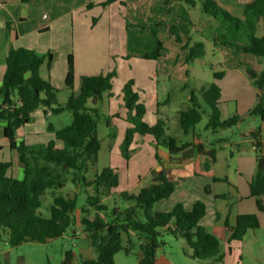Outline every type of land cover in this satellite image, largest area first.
I'll list each match as a JSON object with an SVG mask.
<instances>
[{"label": "trees", "instance_id": "obj_1", "mask_svg": "<svg viewBox=\"0 0 264 264\" xmlns=\"http://www.w3.org/2000/svg\"><path fill=\"white\" fill-rule=\"evenodd\" d=\"M117 1L123 5L121 0H104L100 5L104 7ZM173 1L189 7H194L198 2L202 13L213 18L222 31L214 38L215 44L227 45L256 57L264 56V38L255 36V27L264 15V0H248L243 5V18L233 16L218 7L214 0ZM156 27L157 25L150 29L154 47L142 56L145 60H155L162 56L163 47L158 40ZM169 32L175 43L181 44L175 28L170 27ZM182 48L188 50V62L203 56V45L200 43L189 46L187 42ZM55 60L56 55L51 50L39 55L29 49L12 46L5 57L0 82V121L4 122L1 134L7 141L8 148L17 153L23 166V178L17 179L12 175L9 161H0L1 236L11 247H18L23 243L45 244L65 234L73 224L71 212L75 209V199L54 197L48 207L47 217L38 210L41 208L44 192L61 188L62 174L72 171V182L94 189V195L87 197L89 206L94 208V216L82 218L80 225L90 239L96 256L94 259L79 258L77 264H113L117 253L130 254L134 241L137 242L139 252L137 263L155 264L156 252L164 245L162 238L165 235L182 238L192 259L220 261L219 240L200 225L205 214L203 202L196 201L190 210H186L182 203H177L170 211H157L156 203L172 195L174 182L163 177L161 181L141 188L137 194L129 195L116 192L118 177L113 168H103L100 172H95L91 179L85 176L87 165L95 166L101 149V141L96 135V125L100 118L96 105L102 102L105 94L109 96L113 75L81 76L74 88L73 59L68 55L64 79L68 95L65 102L60 103L59 91L50 84L48 75ZM43 65L46 78L41 76ZM246 73L258 89L264 88V71L255 73L246 69ZM213 76L219 78L221 75L213 73ZM132 85V81H128L118 95L130 113L128 118L132 124V128L125 132V145L137 133L152 137L155 149L162 146L167 148L170 156L178 155L188 145L178 146L175 138L169 136L161 125L150 127L142 122L145 109L138 101V94L133 91ZM219 97L220 89L216 84L212 83L202 90L203 101L210 109L206 129L229 128L237 121L236 117L227 121L220 120L217 108ZM189 103L186 111L179 115V125L184 134L193 130L200 121L193 93H190ZM38 109H41L44 118L66 111L70 115V123L61 129H55L47 122L46 131L52 136L44 144L16 143V130L29 121ZM250 113L260 115L261 123H264L263 97L258 96V103ZM250 136L256 153V171L247 186L250 196L255 198L257 210L264 213V155L260 149L259 128ZM209 156L213 158V154ZM154 158L159 162L157 154ZM104 196L113 198L110 208L101 203V197ZM257 219L256 215H238L228 242L240 241L248 230L257 229ZM61 264H72L71 251L64 253Z\"/></svg>", "mask_w": 264, "mask_h": 264}, {"label": "rangeland", "instance_id": "obj_2", "mask_svg": "<svg viewBox=\"0 0 264 264\" xmlns=\"http://www.w3.org/2000/svg\"><path fill=\"white\" fill-rule=\"evenodd\" d=\"M160 1L142 0L140 5L141 10L146 15H158L160 18L152 25L153 27L157 25V37L163 47L160 58L155 60L142 58L144 54L153 49L154 40L145 31L130 29L126 24L122 7L118 4H114L112 8L105 10L107 12L102 16L100 27L93 26L96 19L89 18L87 23L85 20L86 25L71 43L69 55L73 59L74 88L77 87L81 76L97 77L106 76L109 73L113 75L109 96L104 95L102 104L97 107L100 118L96 125V135L101 141V149L97 154L95 166L87 165L85 176L91 179L95 172H100L106 167L113 168L118 177L116 192L129 195L137 194L141 188L146 187L152 181L149 176L152 166L156 163L154 158L156 154L155 147L151 142L152 137L140 136L135 133L127 146L124 143L125 132L127 129L132 128V124L128 118L130 113H128L118 95L124 84L132 81V89L138 94V101L142 103L145 109L142 122L150 127L159 124L165 131L168 129L169 136L175 138L178 143L187 140L180 129L179 115L190 106L188 99L190 93H193L198 108L197 112L200 114V121L194 126V134L201 141L205 142L207 140L214 144L217 158L215 166L220 167L225 175L230 178V181L236 185L235 200H237V197L241 196L245 190L244 180L248 176H246L243 169L242 177L235 171L236 167L241 164V159L233 155L238 148L236 142L245 139L244 135L250 129H257L262 122L260 115H251L250 112L254 106L250 110H246L247 102H245V98L238 96V84L243 81L241 73L245 72L246 74V69L256 67L259 64L258 62L264 63V56L256 57L246 55L243 51L237 52L239 50L231 52H227L229 51L227 50L221 64L215 65L217 57L213 58L208 54L206 58L200 60L186 61L188 50L181 49L174 42L168 28L174 27L177 34L178 30L182 34V27L186 25L190 31L191 27L187 24L188 17L191 16L193 19L196 13L190 12L187 15L184 12L185 5L183 3H180L181 6L179 4L171 6V0H164L167 6L162 3L159 6L158 2ZM234 1V5L230 7L232 9H228V12L236 16V8L239 9L245 0ZM231 2L233 1L229 0V5ZM215 3L218 7L226 10L218 1H215ZM159 7L164 8V11L156 14ZM187 7L190 9L189 6ZM108 21H111V28H109ZM131 21L132 19L129 18L128 22ZM259 21L258 30L260 31L264 29V15ZM206 28L208 29V27ZM106 31H109V36L99 37L100 32ZM54 33L55 30L51 31V35L40 38V42L44 40V43L49 44L50 49L54 50L56 58L59 55L54 65V71L50 73L52 76V83L50 84L59 91V102L64 103L68 90L64 87L62 76L59 79L58 75L59 71L63 70L65 62L60 57L62 47L59 46L61 43L56 39ZM188 44L189 46L194 45L190 44L189 41ZM46 52L41 53V55ZM226 57L230 59V63L241 64L240 72L227 68ZM209 63H212V65L209 66ZM218 65L225 70V75L228 77H225L224 82V102L220 108V120L227 121L236 117L237 121L233 127L224 129L210 127L206 129L205 125L208 122L210 109L203 101L198 91V85H204L207 79L210 80L211 67H217ZM3 73L4 67L0 66V78ZM41 76L43 78L47 76L44 65L41 67ZM193 88H196V91H193ZM131 114L133 115V113ZM49 117L44 118L41 110H36L30 120L26 121L16 131L17 143H24L25 145L44 144L47 141L46 125L47 122H50ZM70 120V115L66 112L64 115L54 117L52 123L54 127L61 129L68 125ZM218 140H221V149L217 147L216 142ZM5 143L1 136L0 124V161H9L12 164L11 173L14 176H19L23 168L18 163L16 152L10 151ZM252 176L254 177V172ZM72 177V171L62 174V187L46 190L42 196L41 208L38 210L43 216L47 217L48 207L54 197L62 196L65 199H75V209L71 212L73 224L69 230L63 236L54 238L45 244L23 243L18 247H11L1 240L0 264H61L66 251H71L73 264H76L79 258H95L96 253L91 241L80 225L82 218H92L94 216V208L89 206L87 202V197L94 195V189L72 182ZM218 188L219 186L216 187V189ZM229 198H231L230 202L234 199V195L232 194ZM249 200L251 205L249 210L253 208L255 210L253 199ZM101 203L110 208L113 205V198L101 197ZM244 206H246V203H244ZM257 220L259 228L248 230L240 241L227 245L221 240V257L220 261L217 262L193 260L190 256L191 252L184 241L175 240L167 235L162 238L164 245L161 249H163V254L174 261L175 264H264V215ZM123 245L127 247L125 243ZM186 252L190 255H187ZM138 253L137 242L134 241L130 254L117 253L114 256L113 264H138L136 259Z\"/></svg>", "mask_w": 264, "mask_h": 264}, {"label": "crops", "instance_id": "obj_3", "mask_svg": "<svg viewBox=\"0 0 264 264\" xmlns=\"http://www.w3.org/2000/svg\"><path fill=\"white\" fill-rule=\"evenodd\" d=\"M103 1L104 0H0V66L4 67L5 57L7 55L9 47L11 46L13 48L29 49L39 54L50 50L54 52L53 49H50L49 44L44 43V40L40 42V38L46 35H51V31L53 32V30H55L54 34L56 35V39L61 43L59 47H62V53H60V57H62L65 62L64 68L63 70L59 71L58 76L59 79L62 76V80L64 83L67 71V56L70 54L71 43L73 39L81 33L82 28L86 25L85 22L87 23L89 18L96 19V22L93 25L94 27L96 25L100 27L102 23V16L107 12L105 10L112 8V5L114 4H118L120 7H122L123 15L126 19V24H128V27L130 29L145 31L152 36L150 29L153 27V22L159 21L160 18L158 15H146L140 8L142 0H121L123 2V5H120L117 1L107 5L106 7H101L100 3H102ZM166 1L161 0L160 2H158L159 6L161 3L165 5ZM171 1V6H175L177 4L180 5L181 3L173 0ZM214 1H218L220 5H223L225 7L227 11L228 9H232L230 7L233 6L235 2L234 0H232L233 2H231V4L229 5V0ZM247 1L248 0H245V2L240 5L239 9L236 8L237 14L235 15L237 17L243 18V5H245ZM88 5H91V7H88ZM186 7L187 5H185L184 7V12H186L187 15H189L190 12H195L196 15L193 19L191 18V16L188 17L189 20L187 24H189V26L191 27L190 31L189 29H187L188 27H186V25L182 27V34H180L178 30L179 38L181 40V44L178 45L181 49H183L182 46L185 45L188 41L190 44L200 43L203 45V56L198 59L200 60L202 58H206L207 54L211 55V57L213 58L217 57V63L215 65H217L218 63H223L224 56L226 55L227 50H229L227 52H231L233 50L237 51L233 47H229L227 45L222 46L214 43V38L220 35L222 31L218 23L213 18L205 16L202 13L201 7L198 2H196V5L194 7H190V9ZM161 11H164V8L159 7L156 14L160 13ZM129 18L132 19L131 22H128ZM108 23L109 28H111V21H108ZM258 24L255 27V36L257 38H264V29L259 31ZM206 27H208V29ZM169 29L170 27L168 28V31ZM204 35L206 38L204 37ZM107 36H109V31L100 32L99 37L105 38ZM171 37L174 40V37L172 35ZM58 57L56 58L53 67L48 74L50 83H52V76L50 75V73L54 71V65ZM198 59H195L194 61ZM229 61L230 59L226 57V63H228L227 68H232L233 71L240 72L239 69L241 64H236L234 62L230 63ZM258 63L259 64L256 67L250 68L255 73L264 71V63ZM210 65H212V63H209V66ZM220 67V65H218L217 67H211L210 80L207 79L204 85L199 84L198 91L202 96V90L207 88L210 84L213 83L219 87L220 97L218 100L217 108L221 118L220 108L224 102V82L226 75L225 70ZM213 73L220 74L221 76L219 78H215L213 76ZM246 74L245 72L241 73L243 81L238 84V96L245 98V102H247L246 110L248 111L250 110V108L255 106L256 103H258V96L264 98V88L261 90L258 89L253 84L254 82L249 78L248 75L246 76ZM192 90L196 91V88H193ZM101 104L102 102L100 104H97L96 107ZM65 113L66 111L62 112L59 115H64ZM59 115L49 117L50 123L52 125V119ZM0 124L2 129V127L4 126V122L0 121ZM54 128L58 129L56 127ZM257 128H259L260 149L264 155V123H260ZM194 129L195 128H193V130H189L186 134H184L181 129L182 134L187 138V140L185 142H177V144L188 146L184 148L178 155L174 157L170 156L167 148L162 146H158L155 149V152L159 158V162L156 161V163L152 166V170L149 176L152 178V181L150 183L158 181V173L162 171L163 177L174 182L175 184L172 195L166 200L157 202L155 205L156 209L160 212H167L170 211L175 204L182 203L186 210H190L192 205L196 201H201L205 205V214L200 220V225L205 227L209 233L214 235L219 240V244L221 243V240L227 243V245L233 242H238H228L231 229H233V227L235 226V219L237 218V216L240 214H256V217L260 219L264 215V213L257 210L256 206L255 210L254 208L249 210V206H251L249 203V199L252 198L254 201L255 198L250 196L247 185L253 178V172L255 175L256 171V153L252 145L253 139L250 134L256 129H250L244 135L245 139L236 142V146L238 148L237 151L233 153L234 156H238L241 159V166L238 165L235 171H237L238 175L242 177L243 169L246 172V176H248L244 180L245 190L242 192L241 196L237 197V200H235L237 194L236 185L230 181V178L225 175L220 167L215 166L217 158L215 148L213 147L214 144L207 140L205 142L201 141L199 137L195 136ZM168 132L169 130L167 129L166 133L168 134ZM46 134L48 141L49 139H51L52 135L47 131ZM16 138L17 133L15 132V139ZM221 140H218L216 142V144H218V149H221ZM4 141L6 142L5 144L8 147L7 141L5 139ZM198 147L200 148V150ZM210 154H213V158L209 156ZM18 163L20 164L19 160ZM14 177H16L17 179H22L23 169L19 176ZM220 184L222 185L220 186ZM217 186H219L218 189H216ZM232 194L234 195V199L229 202V200L231 199L229 197H231ZM244 203H246V206H244ZM239 204L241 205L239 206ZM174 239H180L184 241L182 238ZM1 240L9 245L0 233V241ZM186 254L190 255L187 252ZM206 261L215 262L214 259H209ZM155 264H175V262L172 261L169 257L165 256L163 254V249L160 248L156 252Z\"/></svg>", "mask_w": 264, "mask_h": 264}, {"label": "water", "instance_id": "obj_4", "mask_svg": "<svg viewBox=\"0 0 264 264\" xmlns=\"http://www.w3.org/2000/svg\"><path fill=\"white\" fill-rule=\"evenodd\" d=\"M162 179H163V172L161 171V172L158 173L157 180L161 181Z\"/></svg>", "mask_w": 264, "mask_h": 264}]
</instances>
